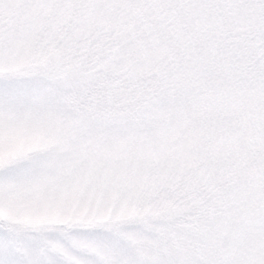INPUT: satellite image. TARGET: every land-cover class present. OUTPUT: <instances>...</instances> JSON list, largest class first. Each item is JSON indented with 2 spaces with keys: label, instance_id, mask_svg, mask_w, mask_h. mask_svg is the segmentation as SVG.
I'll list each match as a JSON object with an SVG mask.
<instances>
[{
  "label": "snow or ice",
  "instance_id": "6c2138e0",
  "mask_svg": "<svg viewBox=\"0 0 264 264\" xmlns=\"http://www.w3.org/2000/svg\"><path fill=\"white\" fill-rule=\"evenodd\" d=\"M0 264H264V0H0Z\"/></svg>",
  "mask_w": 264,
  "mask_h": 264
}]
</instances>
